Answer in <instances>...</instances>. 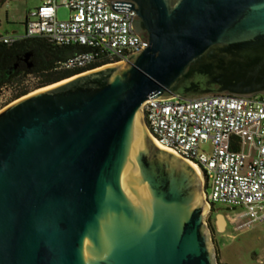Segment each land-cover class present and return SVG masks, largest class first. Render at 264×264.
Returning <instances> with one entry per match:
<instances>
[{
  "label": "water",
  "instance_id": "water-1",
  "mask_svg": "<svg viewBox=\"0 0 264 264\" xmlns=\"http://www.w3.org/2000/svg\"><path fill=\"white\" fill-rule=\"evenodd\" d=\"M107 1L146 47L0 111V264H220L205 180L143 107L264 95V0Z\"/></svg>",
  "mask_w": 264,
  "mask_h": 264
},
{
  "label": "built area",
  "instance_id": "built-area-1",
  "mask_svg": "<svg viewBox=\"0 0 264 264\" xmlns=\"http://www.w3.org/2000/svg\"><path fill=\"white\" fill-rule=\"evenodd\" d=\"M107 0H40L25 21V35H2L10 45L25 38H48L82 49L62 65L86 68L106 58L128 61L146 44L132 28L134 11L117 13ZM59 8L71 12L57 19ZM150 137L194 165L205 180L209 213L221 211L232 231L264 223V95L171 98L146 102Z\"/></svg>",
  "mask_w": 264,
  "mask_h": 264
},
{
  "label": "trees",
  "instance_id": "trees-1",
  "mask_svg": "<svg viewBox=\"0 0 264 264\" xmlns=\"http://www.w3.org/2000/svg\"><path fill=\"white\" fill-rule=\"evenodd\" d=\"M82 49L59 46L48 38H25L13 44L0 43V93L11 90L8 104L37 90L85 74L109 64L100 58L86 68L62 64ZM209 227L214 233L210 218Z\"/></svg>",
  "mask_w": 264,
  "mask_h": 264
},
{
  "label": "rangeland",
  "instance_id": "rangeland-1",
  "mask_svg": "<svg viewBox=\"0 0 264 264\" xmlns=\"http://www.w3.org/2000/svg\"><path fill=\"white\" fill-rule=\"evenodd\" d=\"M39 4L40 0H2L0 2V34L15 32L18 36H24L27 16ZM70 15L71 12L68 9L57 10V19L60 21L69 19ZM11 94V90L0 93V111L9 105ZM209 218L214 233L209 227ZM206 223L207 231L211 233L217 249L220 264H264V223L256 224L251 229L232 231L227 218L221 211L209 213Z\"/></svg>",
  "mask_w": 264,
  "mask_h": 264
},
{
  "label": "crops",
  "instance_id": "crops-1",
  "mask_svg": "<svg viewBox=\"0 0 264 264\" xmlns=\"http://www.w3.org/2000/svg\"><path fill=\"white\" fill-rule=\"evenodd\" d=\"M6 34H9V33H6ZM6 34H5V35H6ZM15 34H16V33H15V32H13V33H12V34H10V35H15ZM16 35H17V34H16Z\"/></svg>",
  "mask_w": 264,
  "mask_h": 264
},
{
  "label": "bare ground",
  "instance_id": "bare-ground-1",
  "mask_svg": "<svg viewBox=\"0 0 264 264\" xmlns=\"http://www.w3.org/2000/svg\"><path fill=\"white\" fill-rule=\"evenodd\" d=\"M194 166V165H193ZM194 168L197 170V168L194 166ZM197 172L199 173V171L197 170ZM221 220V219H220Z\"/></svg>",
  "mask_w": 264,
  "mask_h": 264
},
{
  "label": "flooded vegetation",
  "instance_id": "flooded-vegetation-1",
  "mask_svg": "<svg viewBox=\"0 0 264 264\" xmlns=\"http://www.w3.org/2000/svg\"><path fill=\"white\" fill-rule=\"evenodd\" d=\"M2 0H0V2H1ZM124 3H127V2H124ZM128 4H130V5H132L131 3H128ZM135 18V17H134Z\"/></svg>",
  "mask_w": 264,
  "mask_h": 264
}]
</instances>
